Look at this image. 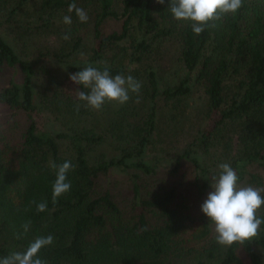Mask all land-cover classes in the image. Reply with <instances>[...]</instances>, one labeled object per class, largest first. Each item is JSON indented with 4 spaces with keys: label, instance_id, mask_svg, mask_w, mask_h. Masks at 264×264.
<instances>
[{
    "label": "trees",
    "instance_id": "16d2710c",
    "mask_svg": "<svg viewBox=\"0 0 264 264\" xmlns=\"http://www.w3.org/2000/svg\"><path fill=\"white\" fill-rule=\"evenodd\" d=\"M23 1L17 0L5 21ZM38 1L36 19L45 29L52 27L53 20L61 15L76 18L74 12H68L72 3L92 16L91 59H99L124 40H130L129 61L139 65L149 63L161 44L170 43L175 48L176 62L186 73L184 78L158 91L155 70L146 68L143 91L149 101L178 102L190 94L193 83L201 85L208 109L217 120L187 146L173 169L177 171L179 160L186 159L194 170L197 192L210 190L212 181L209 172L193 156L194 150L206 146L218 127L227 122L238 127L240 133L237 139L241 148L230 164L239 179L247 165L264 170V0H243L235 16L210 21L199 35L193 33L191 22L172 17L168 11L170 0L163 5L156 0ZM106 22H118L119 27L105 33L102 26ZM78 46L79 39L71 48L75 50ZM68 56L54 53L49 58L59 61ZM3 69L11 70L12 76L0 87V106L12 123L10 133L0 132V258L23 251L36 237L49 234L54 237L53 245L38 253L46 264H158L170 249L175 251L174 238L187 229L192 215L173 188L149 199L140 197L139 177L155 175L152 166L136 158L141 155L147 137L140 134L131 149L105 158L92 154L103 137L91 130L70 127L61 132L42 131L36 120L39 109L34 104L33 65L19 59L0 36V74ZM109 70L111 76L122 73V69L109 67ZM73 71L79 70L74 67ZM62 109L65 114L76 110L66 103ZM75 117L78 120L81 114L76 112ZM153 119L154 113L150 112L145 123L148 129L153 128ZM50 161L57 165L72 163L67 173L71 190L55 203L52 185L56 174ZM111 169L137 172L131 175L133 198L129 220L123 219L107 191L96 192L99 177ZM248 182L262 188L256 175H249ZM32 201H46L47 210L38 213ZM149 211L158 212L160 225L147 224L145 214ZM258 216L264 217V205ZM206 218H201L202 230L207 227ZM29 220L28 233L16 239L15 233L22 232L21 225ZM238 250L249 264H264L259 254L264 251V224L257 237L225 247L215 259L211 258V264H244Z\"/></svg>",
    "mask_w": 264,
    "mask_h": 264
},
{
    "label": "rangeland",
    "instance_id": "374dc122",
    "mask_svg": "<svg viewBox=\"0 0 264 264\" xmlns=\"http://www.w3.org/2000/svg\"><path fill=\"white\" fill-rule=\"evenodd\" d=\"M0 2V36L19 59L30 61L33 65L32 86L34 104L39 109V116L36 118L38 128L52 133L70 127L91 130L95 135L103 137V141L94 146L92 154L103 155L105 158L120 154L122 149H131L137 137L145 135L147 137L145 147L136 158L152 166L155 175L139 177L140 197L149 199L155 194L173 188L177 192V197H182L186 210L192 215V221L188 223L187 229L174 238L172 246L176 248L175 251L170 249L157 263L211 264V258L215 259L225 248L216 243L213 227L207 218L208 224L206 229L204 228L207 231L202 230L201 218L204 214L201 212V205L212 189L204 193L197 192L193 184L195 173L186 159L179 160L177 171L173 169L176 159L202 132L212 127L217 116L210 113L200 84L193 83L190 94L178 102L161 99L149 101L143 91L146 68L155 70L158 91L174 86L184 78L186 73L176 62L175 48L170 43L161 44L151 56L149 63L139 65L129 61L130 40H124L94 60L91 59L93 47L91 15L87 14L88 21L81 23L77 17L64 14L53 20L52 27L45 29L36 19L38 0H24L8 21H5L8 19V12L16 7L17 0ZM65 15L71 16V25L62 22ZM118 27V22H106L102 30L110 33L116 31ZM64 34H68L70 39H62ZM77 39L79 46L72 50L71 47ZM54 53L69 56L59 61L49 58V55ZM101 62H106L108 67L122 69L121 74L131 75L142 83L139 103L135 102L136 96L133 95L124 105L106 102L103 108L97 111L84 106V102L78 100L77 90L84 92L89 90L83 86L80 88L70 81L69 75L74 74L73 68L81 71L89 64L102 67ZM193 74H190L191 79ZM11 76V70L3 69L0 74V87L5 86ZM64 103L71 104L77 111L65 114V110L62 109ZM78 104L80 107L77 109ZM76 112L81 114L78 120L74 118ZM150 112L154 113L152 129L145 125ZM19 122L22 123L21 120ZM11 123L7 111L0 106V132L10 133ZM138 130L140 132H137ZM239 134L238 127L227 122L218 127L206 146L195 148L193 156L211 177L219 174V164H231L232 158L237 157L241 148L237 139ZM135 172L111 169L106 175L99 177L97 184L96 192L100 194L107 191L124 220H129L131 217L128 216L132 214L131 175ZM249 175L259 177L264 188L263 169L255 165L245 166L239 183L243 186L251 185L248 182ZM176 202H180V199H176ZM145 217L148 225L161 224L162 219L158 212L149 211ZM237 253L244 264H249L243 252L238 250ZM259 254L264 263V251H259Z\"/></svg>",
    "mask_w": 264,
    "mask_h": 264
},
{
    "label": "clouds",
    "instance_id": "9594fccd",
    "mask_svg": "<svg viewBox=\"0 0 264 264\" xmlns=\"http://www.w3.org/2000/svg\"><path fill=\"white\" fill-rule=\"evenodd\" d=\"M163 5L165 0H156ZM243 5V0H170L168 11L176 21L191 22L194 34H201L210 21H219L222 17L235 16ZM68 12H74L81 23L88 21L87 13L76 3L69 5ZM62 22L71 25L70 15H65ZM214 26V25H211ZM62 39L70 36L64 34ZM100 67L91 64L74 74L69 75L71 82L88 89V92L76 91L79 101L93 110H101L106 102L124 105L136 96V103L140 102L142 83L131 75H110L106 62ZM77 109L80 107L78 104ZM50 167L55 170L56 178L52 185V201L71 190V183L67 180V173L72 168L71 161L57 165L50 161ZM219 174L211 177L210 188L206 200L201 205V212L211 222L215 233L216 243L223 247L233 244H243L259 235L260 226L264 224V217L258 212L264 205V188L243 186L239 183L236 170L229 163L218 165ZM38 213L47 210V202L32 201ZM31 221L21 225L22 232H16L15 238L21 239L30 229ZM54 243L52 235L38 236L23 251H13L0 258V264H46L38 253L42 248Z\"/></svg>",
    "mask_w": 264,
    "mask_h": 264
}]
</instances>
